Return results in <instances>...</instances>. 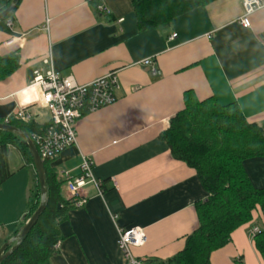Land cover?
<instances>
[{"label": "crops", "instance_id": "0c3cea01", "mask_svg": "<svg viewBox=\"0 0 264 264\" xmlns=\"http://www.w3.org/2000/svg\"><path fill=\"white\" fill-rule=\"evenodd\" d=\"M242 2L212 0L145 31L137 27L133 0H19L9 19L0 22V55L19 56L17 71L0 82V121L21 108L38 126L48 125L46 108L30 105L37 99L33 72L47 70L45 58L59 77L79 85L116 72L114 104L77 120L76 145L50 164L64 182L63 199L70 198L66 181L79 176L82 155L91 160L92 176L102 187L101 194L90 184L81 189L85 203L58 225L62 240L49 264H124L118 229L142 230L145 243L132 247L135 258L165 261L182 251L197 228L194 205L206 193L159 136L183 109L184 94L235 104L248 123L264 127V8L244 29ZM5 7L0 0V10ZM102 7L108 14L99 11ZM145 59L156 74L141 64ZM10 148L15 151L8 147L7 163ZM243 169L253 187L264 188V158L245 160ZM29 196L18 221L0 217V230L14 224L7 239ZM253 227H264L258 212L210 255V264H262L247 234Z\"/></svg>", "mask_w": 264, "mask_h": 264}, {"label": "trees", "instance_id": "16d2710c", "mask_svg": "<svg viewBox=\"0 0 264 264\" xmlns=\"http://www.w3.org/2000/svg\"><path fill=\"white\" fill-rule=\"evenodd\" d=\"M4 1L7 6L11 0ZM210 1L133 0L132 8L138 29L145 31L170 24ZM18 67L17 52L0 55V82L8 79ZM183 102V109L169 121L168 129L159 139L168 146L172 159L194 171L206 197L194 205L197 228L185 238L182 251L165 261L150 260L153 264H210V255L227 245L231 234L249 223L255 213L264 221V188L253 187L243 169L245 160L264 158V127L248 123L235 104L221 106L213 98L198 101L191 92L184 94ZM8 125L29 138L47 127L14 119H10ZM8 147L15 149L22 169L32 166L21 139L0 131V187L12 177L7 163ZM53 161H43L47 189L45 210L18 248L1 264H49L57 253L54 246L62 240L58 225L67 219L68 211L76 207L73 199L62 198L64 182L50 168ZM38 203L37 185L13 235L33 214ZM253 244L264 257V227L254 236Z\"/></svg>", "mask_w": 264, "mask_h": 264}, {"label": "built area", "instance_id": "2783aa9c", "mask_svg": "<svg viewBox=\"0 0 264 264\" xmlns=\"http://www.w3.org/2000/svg\"><path fill=\"white\" fill-rule=\"evenodd\" d=\"M242 8L243 15L239 19V23L246 29L249 28L248 18L264 8V0H243ZM99 11L108 14V11L103 7L99 8ZM42 63L47 66V70L37 69L33 72L31 86L37 93V99L30 102V105L35 103L42 105L46 108L50 118L47 127L40 133L32 134L30 140L43 162L56 160L66 149L76 145V121L85 114L94 113L114 104L118 82L116 72H111L89 84L79 85L72 77H59L53 70L50 57L43 59ZM141 64L150 67L152 74L157 73L151 60L145 59ZM10 119L29 122L33 121V115L26 109L19 108L5 118L3 124L8 125ZM78 169L79 176L66 181L67 192L70 199L75 201L76 208L85 203L84 198H79V193L84 186L88 184L94 186L99 194H101L102 187V183L92 176V162L87 156H81ZM258 232V228H250L247 233L249 239L253 240ZM117 234V246L124 264H153L149 259L135 258L132 255V247H140L145 243V236L141 229H118ZM59 244L54 246L55 251L59 249ZM261 261L264 264V257Z\"/></svg>", "mask_w": 264, "mask_h": 264}, {"label": "water", "instance_id": "95a60500", "mask_svg": "<svg viewBox=\"0 0 264 264\" xmlns=\"http://www.w3.org/2000/svg\"><path fill=\"white\" fill-rule=\"evenodd\" d=\"M19 0H11L10 3L3 9L0 10V22L5 21L14 12ZM0 131L13 134L21 139L22 143L28 150L30 155L32 166L36 174L38 192H39V203L36 210L28 218V220L17 230V232L7 239L0 247V264L6 260L21 244L23 239L28 235L30 230L36 224L38 218L45 210L47 204V189L45 183V170L41 159L38 156L36 148L34 147L30 138L23 133L21 130L7 125L0 124Z\"/></svg>", "mask_w": 264, "mask_h": 264}, {"label": "rangeland", "instance_id": "374dc122", "mask_svg": "<svg viewBox=\"0 0 264 264\" xmlns=\"http://www.w3.org/2000/svg\"><path fill=\"white\" fill-rule=\"evenodd\" d=\"M9 168L13 177L6 181L0 187V217L5 223L18 221L25 198L31 194L37 186L36 174L33 166L20 169L19 160L16 152L9 149ZM14 171V172H13ZM14 224L6 225V229L0 230V247L1 243L7 239L8 233L12 231Z\"/></svg>", "mask_w": 264, "mask_h": 264}]
</instances>
